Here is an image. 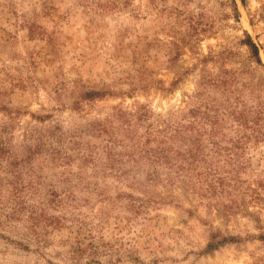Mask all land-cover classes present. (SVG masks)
Here are the masks:
<instances>
[{
  "label": "rangeland",
  "instance_id": "obj_1",
  "mask_svg": "<svg viewBox=\"0 0 264 264\" xmlns=\"http://www.w3.org/2000/svg\"><path fill=\"white\" fill-rule=\"evenodd\" d=\"M0 264H264V0H0Z\"/></svg>",
  "mask_w": 264,
  "mask_h": 264
},
{
  "label": "trees",
  "instance_id": "obj_2",
  "mask_svg": "<svg viewBox=\"0 0 264 264\" xmlns=\"http://www.w3.org/2000/svg\"><path fill=\"white\" fill-rule=\"evenodd\" d=\"M247 46L250 49L251 55L257 62H260L259 55H258V48L257 46L251 41L250 37L247 38ZM174 138V137H173ZM171 139V138H170ZM192 150L189 151L191 153Z\"/></svg>",
  "mask_w": 264,
  "mask_h": 264
}]
</instances>
